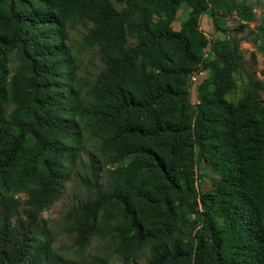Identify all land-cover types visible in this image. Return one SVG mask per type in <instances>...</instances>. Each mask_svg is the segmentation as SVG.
Returning <instances> with one entry per match:
<instances>
[{"label":"trees","instance_id":"16d2710c","mask_svg":"<svg viewBox=\"0 0 264 264\" xmlns=\"http://www.w3.org/2000/svg\"><path fill=\"white\" fill-rule=\"evenodd\" d=\"M219 2L0 0V264H264V82L235 34L204 60L199 15L216 27ZM236 71L245 91L230 99ZM69 180L66 258L42 213Z\"/></svg>","mask_w":264,"mask_h":264},{"label":"rangeland","instance_id":"374dc122","mask_svg":"<svg viewBox=\"0 0 264 264\" xmlns=\"http://www.w3.org/2000/svg\"><path fill=\"white\" fill-rule=\"evenodd\" d=\"M220 1V2H219ZM240 6L247 7L251 10L252 18L244 19L235 10L228 11L226 6L218 0L219 6L212 9L217 15L216 27L210 11H203L199 15V28L205 34L207 44L203 49L204 60L212 59L213 43L218 40H223L230 34H235L239 38V53L242 57V64L246 73L255 76L256 79L264 82L262 71L264 70V0H235ZM190 8L181 3L176 11L175 18L171 23L174 30H179L183 21L189 15ZM81 29L72 31L71 38L76 41ZM85 59V56H83ZM204 71L203 77L209 75L208 68H202ZM234 88L228 95V98L235 99L242 96L245 91L246 76L238 71L234 72ZM196 85L191 86V100L196 102ZM260 95L264 102V89L260 90ZM196 185L202 192L211 191V182L216 178L215 174L208 169V166L203 162H197L195 167ZM73 182L69 180L65 186L62 196L52 206L42 213V217L47 219V227L54 235L53 246L57 248L62 254L68 257H75L74 248L71 245L70 238L66 236L61 230V216L64 211L75 201V195L72 189ZM24 197V195H21ZM90 248L85 254L87 258L93 251ZM149 257V251L143 250L135 259V262L144 263ZM116 263L113 259L112 264Z\"/></svg>","mask_w":264,"mask_h":264},{"label":"built area","instance_id":"2783aa9c","mask_svg":"<svg viewBox=\"0 0 264 264\" xmlns=\"http://www.w3.org/2000/svg\"><path fill=\"white\" fill-rule=\"evenodd\" d=\"M203 75H204V71L202 68H198L197 70L193 71L189 76V81L191 85L192 86L196 85L201 80Z\"/></svg>","mask_w":264,"mask_h":264}]
</instances>
